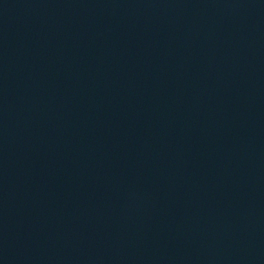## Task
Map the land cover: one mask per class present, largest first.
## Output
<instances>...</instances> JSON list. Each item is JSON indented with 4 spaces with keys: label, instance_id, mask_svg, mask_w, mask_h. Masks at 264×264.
<instances>
[{
    "label": "water",
    "instance_id": "1",
    "mask_svg": "<svg viewBox=\"0 0 264 264\" xmlns=\"http://www.w3.org/2000/svg\"><path fill=\"white\" fill-rule=\"evenodd\" d=\"M0 264H264V0H0Z\"/></svg>",
    "mask_w": 264,
    "mask_h": 264
}]
</instances>
